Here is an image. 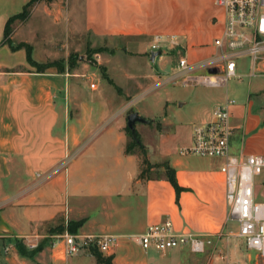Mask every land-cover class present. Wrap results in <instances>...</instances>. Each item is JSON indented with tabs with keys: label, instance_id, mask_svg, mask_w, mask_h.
Returning <instances> with one entry per match:
<instances>
[{
	"label": "crops",
	"instance_id": "1",
	"mask_svg": "<svg viewBox=\"0 0 264 264\" xmlns=\"http://www.w3.org/2000/svg\"><path fill=\"white\" fill-rule=\"evenodd\" d=\"M29 1L0 0V264H79V260L62 257L64 233L52 231L69 221L84 220L78 234L126 237L171 217L178 231L208 234L215 243L228 226L226 182L221 171L224 159L183 158L180 152L192 144L193 125L211 119L215 106L233 97L237 103L232 106L235 132L231 151L264 154V87L259 82L250 78L246 87L238 89L227 85L194 102L184 94L167 96L163 99L167 109L173 106L170 102H180L172 115L176 120L169 119L167 113L156 123V138L150 143L156 154L150 153V144L141 137L143 147L128 151L131 134L126 118L119 128H88L93 122L92 113H88L92 108L88 101L92 100L84 97L80 80H68L88 77L85 70L77 66L72 71L69 61H65L64 71L53 67L38 71L29 62L26 48L13 45L30 43L34 58L49 62L41 53L53 47L38 39L31 42L29 36L21 34L36 14V20L49 18L66 30L67 38H62L60 48L67 55L73 49L81 50V44L87 47L102 40L132 38L137 43L128 47L113 45L110 51L124 49L131 56L150 53L151 61L155 38L161 35L165 40L175 34L186 42L189 61L202 62L219 51L214 38L222 32L224 8L215 0L45 1L15 27L13 43L7 41V21L22 12ZM39 26L32 27L38 37ZM16 35L22 37L17 39ZM164 44L169 46V42ZM124 75L136 88L151 78L155 88L169 84L163 80L170 74L135 78L126 70ZM109 80L117 85L113 77ZM98 85L91 90L98 89ZM129 94L126 99L119 98V113L132 111L134 100ZM100 104L103 113L114 106L108 101ZM143 149L152 163L168 162L175 168L178 182L184 187L179 196L165 175L140 177ZM42 243L43 248L33 253ZM124 244L122 241L114 253H101L113 256L114 264L181 262L171 256L170 250H156V254L139 259L132 252L116 257ZM23 246L26 254L21 251ZM87 254L95 259L94 264L104 263L98 262L92 252Z\"/></svg>",
	"mask_w": 264,
	"mask_h": 264
},
{
	"label": "built area",
	"instance_id": "2",
	"mask_svg": "<svg viewBox=\"0 0 264 264\" xmlns=\"http://www.w3.org/2000/svg\"><path fill=\"white\" fill-rule=\"evenodd\" d=\"M215 2L224 8L223 29L214 38L218 53L195 63L190 62L187 56H182L177 69L163 82L185 86H227L230 78L243 75L239 72V59L242 57L251 60L250 77L264 74V68L261 67L264 64V0ZM167 39L163 40V36L158 35L152 42V50L161 51L157 56L159 59L164 58V43L179 45L177 35H169ZM200 67L208 69V73H195ZM211 68H217V71L210 72ZM91 87L96 88V83L92 82ZM236 103V98L229 97L215 106L211 119L195 123L192 144L181 151L224 159L221 171L226 182L227 220L237 222V236L245 240L247 249L264 257V201L259 200L256 193L257 178L264 172V154L231 151V139L235 132L231 121L232 106ZM129 237L145 250L154 248L158 251L189 246L195 253H204L214 243L211 235L178 231L171 217L151 223L144 232ZM62 238L61 255L66 258L83 250L114 253L123 236L65 232ZM53 246L56 247V243Z\"/></svg>",
	"mask_w": 264,
	"mask_h": 264
},
{
	"label": "rangeland",
	"instance_id": "3",
	"mask_svg": "<svg viewBox=\"0 0 264 264\" xmlns=\"http://www.w3.org/2000/svg\"><path fill=\"white\" fill-rule=\"evenodd\" d=\"M50 3L53 0H35V5L32 8L31 13L39 7L42 2ZM29 14V17L31 15ZM37 15L35 14V20L31 24H28L24 27V31H21L22 35L29 36V41H35L38 39L45 43L46 46L53 49L50 52H42V56L47 58L48 61L59 60L69 61L70 55L75 53L77 56L74 61L77 69L85 70L87 72L88 77H68V80H80L82 85L81 90L84 94V97H88L87 99H91L92 101H88L89 105L92 106L90 112L92 113L93 122L88 128H119L125 122L127 125V116L129 112L124 111L119 113L120 104L119 98L126 97L127 93H130L132 99L134 100L132 105V111H138L141 115L145 116L148 119H154L149 123L138 122L137 130L139 136L142 140L148 145L155 141L157 129L156 123L161 120L167 113L170 115L169 119L176 120L175 116L173 117L174 109L176 105L179 104L180 101L170 102L171 107L167 109L165 99L167 96H178V95H188L187 97L191 98L190 102H194L198 97H202L204 95H211L217 89H224L225 86L213 87L207 86L203 84H195V85H180L169 82L162 87H153L154 81L151 78H148V81L144 83L143 86L135 87L133 83H129L127 78L124 75L126 70H130L133 74H135V78L139 76H151L153 74L159 75H169L173 72V68L178 66L179 60L182 56H187L186 51V42L178 39L179 45H172L169 42V46L165 47L164 58L162 61L154 60L150 61L149 56L150 53L146 56L138 55L131 56L124 49H117L115 53L110 51L113 48V45H120L124 47L132 46V43H137L132 38H118L117 40L111 42L110 40H102L92 46H83L79 45L81 50L74 51V49L70 52L69 55L67 53H63L60 48L62 45V40L67 38L66 30L62 28L61 25H56L53 23L52 19L45 18L42 22L36 20ZM28 19V18H27ZM26 19V20H27ZM25 20V21H26ZM24 21H16L13 25V28L19 26ZM40 23L39 27L41 28L40 36L33 31L32 27H37ZM33 25V26H32ZM13 29V30H14ZM63 35V36H62ZM22 37L21 35H16V38L19 39ZM38 37V38H37ZM63 38V39H62ZM9 41L13 43L11 36L8 37ZM52 39L54 43L52 44ZM167 39V38H166ZM139 40V39H137ZM168 40V39H167ZM172 45V46H171ZM151 51V48L149 49ZM48 53V54H47ZM65 55V56H64ZM249 57H242L239 59L241 67L239 68V72L243 75L241 77L235 76L230 78L228 81V86L231 89H238L240 87H246L247 82L250 78L254 79V81L259 82V84L264 87V74L258 76H247L246 72L249 69L250 65ZM45 63V62H43ZM69 63V62H68ZM74 67H70L72 69ZM108 67V72H107ZM164 68V69H161ZM37 68V67H36ZM50 68V67H49ZM48 68V69H49ZM51 69V68H50ZM52 69L59 70L58 67L53 66ZM76 69V68H75ZM65 70V69H64ZM195 73H208V69L202 68ZM113 77L116 81V84H112L109 80V77ZM89 78V79H88ZM90 82H95L99 87L96 90H91ZM122 88L124 92L120 90ZM130 89V91L128 90ZM169 92V94H167ZM117 98L118 100H116ZM126 99V98H125ZM116 100V101H115ZM110 102L113 103L112 110L107 113H103L102 106L100 103ZM191 103L188 104V108ZM131 111V112H132ZM172 116V117H171ZM179 118H177L178 120ZM130 146L134 148L136 146L134 138L130 135ZM150 146V153L156 154L154 151V147ZM139 150V148L137 147ZM183 158L187 157H206L202 155H198L195 153H181ZM153 176L164 175V169H153L151 172ZM149 173V174H150ZM260 181H258L259 188L261 194L258 196L259 200L264 201V172L261 176ZM67 224H65L66 226ZM238 230V224L235 221H229L226 229V233L223 234L219 239H216V242L211 245L210 248L204 253H195L191 251L189 246L175 247L170 249L171 256L174 258H179L181 260L180 263L175 261V264H264V257L258 256L255 251H249L246 247L245 240L241 237H238L236 232ZM122 241L125 244L120 248L116 257H119L123 254H127L132 252V256L135 258H143L144 256L154 255L156 254V249L151 248L149 250H145L139 244L134 242L129 236L123 237ZM90 251H81L80 253L70 256L71 260L75 262V260H79V264H94L95 259L90 256ZM104 256V255H103ZM105 258H110L111 261L113 256ZM113 263V261H112ZM107 264V263H103ZM114 264V263H113Z\"/></svg>",
	"mask_w": 264,
	"mask_h": 264
},
{
	"label": "trees",
	"instance_id": "4",
	"mask_svg": "<svg viewBox=\"0 0 264 264\" xmlns=\"http://www.w3.org/2000/svg\"><path fill=\"white\" fill-rule=\"evenodd\" d=\"M35 5V0H30L24 7L23 11L10 17L9 20L6 23V30H5V35H6V39L7 41H9L8 37L11 36L12 32H13V25L16 21L20 20V21H25L28 17L29 14L32 11L33 6ZM14 48H19V47H25L27 50V55H28V60L29 62L34 65L35 67H37L38 71H46V69H48L49 67H53L56 66L58 67L59 70L64 71L65 69V63L64 60L63 61H59V60H54V61H49V62H38L34 56V47L32 46V44L27 43V42H22L19 43L18 45L14 46ZM77 55L75 53H72L70 55L69 58V63H70V67H74L76 65V62L74 61L75 57ZM127 130L128 132L132 135L131 130L129 129V127L127 126ZM135 144L139 145L141 147H143V144L141 142V138L138 134L137 138H134ZM132 148L130 145H128L127 150L130 151ZM153 169H164L165 170V176L167 177V179L174 185L178 196L180 195V193L182 192V190H184V187L181 186L178 182L177 179V175H176V170L174 167H172L168 162H163V163H152L149 158L146 155V152L143 149V157H142V162H141V173H140V177L141 178H146V179H152V178H160L163 175H159V176H153L151 175V171ZM150 173V174H149ZM84 223V220H80V221H69L67 223V225L65 226V224L62 225H58L55 228L52 229V231L54 233H65L70 232V233H77L79 228L82 226V224ZM43 243L39 244L34 250L33 253L41 250L43 248ZM22 253L26 254L27 253V249L23 246L21 248ZM92 254H94L97 259L98 262L101 263H107V264H113L110 258H105L103 256V254L98 251V250H93Z\"/></svg>",
	"mask_w": 264,
	"mask_h": 264
},
{
	"label": "water",
	"instance_id": "5",
	"mask_svg": "<svg viewBox=\"0 0 264 264\" xmlns=\"http://www.w3.org/2000/svg\"><path fill=\"white\" fill-rule=\"evenodd\" d=\"M161 53L160 50H153L151 53V60H156L157 56ZM217 68H211L210 72H216ZM152 120L146 118L145 116L141 115L138 111H132L127 116V126L131 130L133 138L138 137V130H137V123H149Z\"/></svg>",
	"mask_w": 264,
	"mask_h": 264
}]
</instances>
